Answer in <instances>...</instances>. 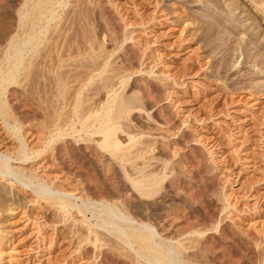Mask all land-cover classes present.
<instances>
[{"label": "rangeland", "instance_id": "1", "mask_svg": "<svg viewBox=\"0 0 264 264\" xmlns=\"http://www.w3.org/2000/svg\"><path fill=\"white\" fill-rule=\"evenodd\" d=\"M39 1L0 0V264H264V0Z\"/></svg>", "mask_w": 264, "mask_h": 264}, {"label": "bare ground", "instance_id": "2", "mask_svg": "<svg viewBox=\"0 0 264 264\" xmlns=\"http://www.w3.org/2000/svg\"><path fill=\"white\" fill-rule=\"evenodd\" d=\"M50 0H40L39 2H38V5H37V7H39V6H43V5H45V4H47L48 2H49ZM30 2V1H29ZM97 3V2H96ZM50 4V3H49ZM34 6V5H33ZM45 8V7H44ZM32 9V8H31ZM38 9V8H37ZM36 10V9H35ZM109 20V19H108ZM23 24V23H22ZM24 26V25H23ZM10 50V49H9ZM16 59V58H15ZM17 60V59H16ZM16 62V61H15ZM102 71V70H101ZM113 75H115V74H113ZM110 76V75H109ZM108 76V77H109ZM114 78V77H113ZM100 83H102V81L100 82ZM103 84V83H102ZM64 85V84H63ZM104 87H105V85H104ZM104 87H102V88H104ZM107 89V88H106ZM114 93V92H113ZM145 93V92H144ZM121 95H122V93H121ZM125 95V94H124ZM124 95H123V97L122 98H124ZM115 96V95H114ZM119 96V95H118ZM118 96H116V97H118ZM127 96V95H126ZM135 96V95H134ZM129 97V96H128ZM132 97V96H131ZM112 98V97H111ZM126 98V97H125ZM137 98V96L135 97V98H128V99H119V98H115L116 100H113V103H117L118 105V114L119 113H121V112H126V111H128V110H130L131 108H133V107H135V103H136V100H138V99H136ZM83 101V100H82ZM82 101H81V103H82ZM115 101V102H114ZM67 102V101H66ZM72 103V102H71ZM69 104V103H68ZM79 105V104H78ZM89 105V104H88ZM103 106V105H102ZM111 106V105H110ZM109 106V107H110ZM56 107V106H55ZM116 108V107H115ZM72 109V108H71ZM111 109V108H110ZM117 109V108H116ZM112 111H113V108H112ZM115 111V110H114ZM80 112V111H79ZM105 112V111H104ZM108 109H107V111H106V114L104 115L105 117L103 118L104 119V121H106L107 120V117H108ZM51 113V112H50ZM83 113V112H82ZM45 114V113H44ZM81 114V113H80ZM91 114V113H90ZM103 114V113H102ZM116 114H117V111H116ZM116 114H114V116L116 115ZM122 115V114H121ZM83 116H85V115H83ZM120 116V115H119ZM90 118V117H89ZM111 118V117H110ZM118 118V117H117ZM99 119V118H98ZM62 120V119H61ZM85 120V119H84ZM117 122V121H116ZM46 123V122H45ZM95 123V122H94ZM84 124V123H83ZM99 125V124H98ZM47 127H48V125H47ZM123 128V127H122ZM114 128L113 127H109V126H103L102 125V127L100 128V133H101V135H102V139L100 140L101 141V143H100V145L102 146V147H104V149H108V148H110V151L112 152V154L116 157V158H118V157H120L121 155H120V153L118 154L117 153V151L119 150V148H120V145H119V142L116 140V138L114 137ZM116 134V133H115ZM117 135V134H116ZM100 139V138H99ZM127 147V146H126ZM24 150V149H23ZM109 150V149H108ZM131 150V149H130ZM129 150V151H130ZM106 151V150H105ZM123 155V154H122ZM114 156H113V158H114ZM21 157V156H20ZM122 157V156H121ZM127 157H129V156H127ZM67 158V157H66ZM20 159H22V160H25V159H27L26 158V156L24 155V156H22ZM120 159H122V158H120ZM124 159V158H123ZM122 159V160H123ZM126 159V158H125ZM8 160H9V156L7 155V154H4V155H2V154H0V174H11V173H13V171H12V169H11V167H10V165H9V163H8ZM110 161V160H109ZM108 167V166H107ZM126 168V167H125ZM124 169V168H123ZM89 170V169H88ZM131 171V170H130ZM107 172V171H106ZM151 172V171H150ZM153 172V171H152ZM88 173V172H87ZM90 173V172H89ZM109 173V172H108ZM123 173H124V171H123ZM103 174V173H102ZM143 174V173H142ZM156 174V173H155ZM157 175V174H156ZM156 175H152V174H150V175H147V176H144L142 179L141 178H139L138 180L133 176V178H131L132 180H131V183H132V185L134 186V188L137 190V192L139 191L140 193H141V195L143 194V195H149L150 193H151V187L154 185V184H156V183H158L157 182V179L155 178L156 177ZM160 177V176H159ZM110 179V178H109ZM129 180H130V178H129ZM83 181V180H82ZM81 181V182H82ZM96 181H98V180H96ZM95 181V182H96ZM111 181V180H110ZM161 181V180H160ZM79 183V182H78ZM131 183H130V185H131ZM88 184V183H87ZM109 184H110V182H109ZM100 185V184H99ZM132 186V187H133ZM91 191V190H90ZM37 193H40V192H37ZM154 193V192H153ZM42 194V193H41ZM98 194V193H97ZM140 195V194H139ZM107 201V200H106ZM119 204V203H118ZM84 206V205H83ZM119 206V205H118ZM110 209V208H109ZM108 211V210H107ZM110 211V210H109ZM108 211V212H109ZM111 213V212H110ZM102 216V215H101ZM110 217V216H109ZM109 217H106V218H104V220L105 221H107L108 222V224H109V226L110 227H112V226H115V222L114 221H112V220H110V218ZM113 217H114V215H113ZM112 219V218H111ZM140 223V222H139ZM143 226V225H142ZM91 229V228H90ZM194 230V229H193ZM123 232H124V230H123ZM133 236V235H132ZM134 239H135V241L137 242V245H139V247L141 248V250L142 251H144V253H154L153 254V256H154V258H156V259H162V260H164V262H165V264H168V262H169V260H168V258H166V256H165V254H164V252H162V251H160V250H157L156 249V247L153 245V243L151 242V234H147V233H140V232H135V235H134ZM169 249V248H168ZM158 264V263H157Z\"/></svg>", "mask_w": 264, "mask_h": 264}]
</instances>
